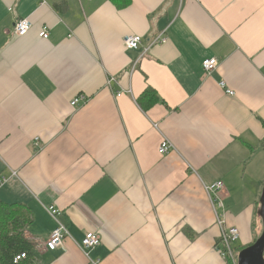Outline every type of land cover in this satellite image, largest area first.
<instances>
[{
	"label": "crops",
	"instance_id": "obj_1",
	"mask_svg": "<svg viewBox=\"0 0 264 264\" xmlns=\"http://www.w3.org/2000/svg\"><path fill=\"white\" fill-rule=\"evenodd\" d=\"M20 19L32 29L13 38ZM0 177V201L31 214L33 264H225L222 213L236 257L262 232L264 0H0ZM218 181L223 211L205 191ZM47 207L69 234L53 252Z\"/></svg>",
	"mask_w": 264,
	"mask_h": 264
},
{
	"label": "built area",
	"instance_id": "obj_2",
	"mask_svg": "<svg viewBox=\"0 0 264 264\" xmlns=\"http://www.w3.org/2000/svg\"><path fill=\"white\" fill-rule=\"evenodd\" d=\"M32 29V24L26 20V19H20L17 22H15L13 29H12V36L13 38H23L29 30ZM39 38L46 40L48 39V28L41 27L39 29ZM167 42V39H165L162 36H157L153 40H151L148 44V48H151L152 46L158 45V44H165ZM142 43V38L140 36H127L123 40V44L126 50L129 51H137L140 48V45ZM136 62H134V65ZM218 67V62L216 59L211 58L204 60L202 62V69L203 71L208 75L211 72H213ZM108 85L111 84H117V80L113 77H110L108 79ZM220 88H224L225 84L220 83ZM227 95L232 96L233 93L229 90L225 91ZM122 92L117 93V96H120ZM86 102V97L79 96L78 98L74 99L70 102V106L72 108H76L79 104ZM154 128L157 129V125H154ZM34 147L38 148V140L35 139L33 143ZM174 150L172 144L166 140L165 138L162 139L161 143L158 146L157 152L160 156H166L169 153H171ZM14 175V173H13ZM5 179L0 177V187L4 184ZM223 189L222 182L218 181L212 185L206 186L205 191L206 194L212 203L213 206L220 208L223 211V204L221 202L219 193ZM47 213L51 216V218L54 220L56 226L51 232L48 240L44 243L42 246L43 251H51L53 252L56 249L62 248V244L64 239L69 237L68 231L64 225L59 221V217L61 216V212L53 207H47L46 208ZM215 223L220 227L221 235L219 239V247L218 253L221 256L222 259L226 260L231 259L234 264L237 263V257H234V248L233 246L238 242L239 240V231L237 228L234 227H228L225 226V217L224 213L222 215H216ZM100 245V239L97 234L87 232L85 233L80 247L84 254V256L89 260V253L98 247ZM25 255H21L17 257L16 259H24ZM89 264H99L98 261L92 262L89 261Z\"/></svg>",
	"mask_w": 264,
	"mask_h": 264
},
{
	"label": "trees",
	"instance_id": "obj_3",
	"mask_svg": "<svg viewBox=\"0 0 264 264\" xmlns=\"http://www.w3.org/2000/svg\"><path fill=\"white\" fill-rule=\"evenodd\" d=\"M157 100L156 92L151 88H146L137 102L139 107L145 109V104L152 106ZM31 223V214L25 206L7 205L0 201V264H33L34 244L24 236V231ZM243 249H239L237 254ZM22 254L25 258L17 260L16 258ZM225 264H234V262L227 259Z\"/></svg>",
	"mask_w": 264,
	"mask_h": 264
},
{
	"label": "water",
	"instance_id": "obj_4",
	"mask_svg": "<svg viewBox=\"0 0 264 264\" xmlns=\"http://www.w3.org/2000/svg\"><path fill=\"white\" fill-rule=\"evenodd\" d=\"M260 205V217L263 225L261 235L250 246L239 252L236 264H264V187Z\"/></svg>",
	"mask_w": 264,
	"mask_h": 264
},
{
	"label": "rangeland",
	"instance_id": "obj_5",
	"mask_svg": "<svg viewBox=\"0 0 264 264\" xmlns=\"http://www.w3.org/2000/svg\"><path fill=\"white\" fill-rule=\"evenodd\" d=\"M259 207H261V205L259 206ZM260 229H262V226L260 225ZM27 230L26 231H24V236L26 237V239L28 240V238H27ZM261 235V234H260ZM28 241H30V240H28ZM237 256H238V254H237Z\"/></svg>",
	"mask_w": 264,
	"mask_h": 264
}]
</instances>
